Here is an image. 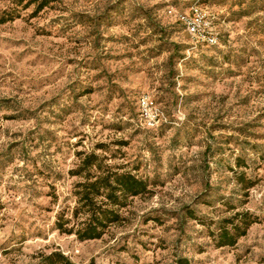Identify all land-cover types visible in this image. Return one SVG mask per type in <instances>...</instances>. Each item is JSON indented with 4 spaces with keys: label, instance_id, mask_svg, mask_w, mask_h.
I'll return each instance as SVG.
<instances>
[{
    "label": "rangeland",
    "instance_id": "1",
    "mask_svg": "<svg viewBox=\"0 0 264 264\" xmlns=\"http://www.w3.org/2000/svg\"><path fill=\"white\" fill-rule=\"evenodd\" d=\"M196 3L220 44L194 47L169 13ZM23 4L0 0V18L18 14L0 23V264L54 249L81 263L264 264V0H57L37 15ZM143 95L165 116L155 127ZM91 152L150 191L80 240L55 222ZM236 210L258 221L218 246Z\"/></svg>",
    "mask_w": 264,
    "mask_h": 264
},
{
    "label": "trees",
    "instance_id": "2",
    "mask_svg": "<svg viewBox=\"0 0 264 264\" xmlns=\"http://www.w3.org/2000/svg\"><path fill=\"white\" fill-rule=\"evenodd\" d=\"M57 0H17L24 8L34 5L33 14L37 15ZM18 14H4L0 23L14 20ZM180 24L181 22L177 20ZM184 28V26L181 24ZM238 158L237 166L244 164ZM74 175L83 180L75 185V205L70 211H62L56 219V228L61 232L75 234L80 240L101 238L110 226L123 219L122 209L128 204V199L150 191L148 182L129 171H119L114 166L104 162L100 156L91 152L85 154ZM241 189L249 195V190L256 185L246 172L237 174ZM235 209V207H232ZM258 218L249 211L236 210L230 216L223 217L218 227L217 245L233 246L238 239L247 234L252 224ZM35 264H96L92 258L88 262H76L62 250L49 252L40 251L35 256ZM181 264H188L187 260Z\"/></svg>",
    "mask_w": 264,
    "mask_h": 264
},
{
    "label": "built area",
    "instance_id": "3",
    "mask_svg": "<svg viewBox=\"0 0 264 264\" xmlns=\"http://www.w3.org/2000/svg\"><path fill=\"white\" fill-rule=\"evenodd\" d=\"M169 13L175 15L192 39L194 47L197 44L207 46L218 45L219 34L215 29L210 12L201 4H193L189 8L178 11L171 8ZM142 115L149 127L159 125V121L165 120L163 112L157 107L155 100L149 95H143L139 99Z\"/></svg>",
    "mask_w": 264,
    "mask_h": 264
}]
</instances>
